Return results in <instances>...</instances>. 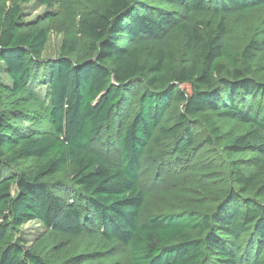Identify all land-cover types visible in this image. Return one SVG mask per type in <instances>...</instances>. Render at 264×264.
Masks as SVG:
<instances>
[{"label": "trees", "instance_id": "1", "mask_svg": "<svg viewBox=\"0 0 264 264\" xmlns=\"http://www.w3.org/2000/svg\"><path fill=\"white\" fill-rule=\"evenodd\" d=\"M29 3L51 12L27 22ZM261 10L264 0H0V264H48L36 248L92 225L130 264H264V21L247 22ZM56 17L67 26L46 59ZM110 126L115 157L99 141ZM151 143L167 145L171 169L205 150L207 210L144 218ZM31 222L44 234L27 247L19 231Z\"/></svg>", "mask_w": 264, "mask_h": 264}, {"label": "rangeland", "instance_id": "2", "mask_svg": "<svg viewBox=\"0 0 264 264\" xmlns=\"http://www.w3.org/2000/svg\"><path fill=\"white\" fill-rule=\"evenodd\" d=\"M22 13L27 22L35 21L39 17L51 12L47 7L34 3L22 5ZM264 21V10L251 13L248 24L253 28ZM51 28L49 41L43 57L54 58L58 56L62 39V31L66 30L63 17H56L48 24ZM181 45L175 48L177 56L181 54ZM34 91L38 97L48 103V91L43 86H35ZM29 110L36 111L34 105ZM35 123L32 126H37ZM41 130L45 124H39ZM108 136L99 139L101 148L115 157L113 126L108 128ZM109 141V149L106 142ZM98 147V146H97ZM203 150L199 155L192 156L180 168H167L164 161L171 160L167 145L155 146L151 143L145 151L140 185L146 195L144 218L153 213L174 212L179 210L198 211L208 209V200L204 198L201 190L206 181L201 173L202 164L205 163ZM19 234L27 247L37 243L36 239L44 234L43 228L36 222L28 223L20 229ZM37 252L48 264H130L129 250L122 246H102L96 236L94 226H90L84 235L72 238L51 235L49 240L43 242Z\"/></svg>", "mask_w": 264, "mask_h": 264}]
</instances>
